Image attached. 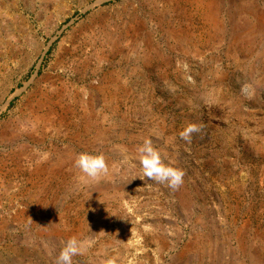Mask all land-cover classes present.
Wrapping results in <instances>:
<instances>
[{"label": "rangeland", "instance_id": "1", "mask_svg": "<svg viewBox=\"0 0 264 264\" xmlns=\"http://www.w3.org/2000/svg\"><path fill=\"white\" fill-rule=\"evenodd\" d=\"M147 139L178 188L138 178ZM73 236V264H264V0H0V264Z\"/></svg>", "mask_w": 264, "mask_h": 264}, {"label": "clouds", "instance_id": "2", "mask_svg": "<svg viewBox=\"0 0 264 264\" xmlns=\"http://www.w3.org/2000/svg\"><path fill=\"white\" fill-rule=\"evenodd\" d=\"M195 124H189L181 133L182 139L190 140L191 134L198 131ZM139 153V166L142 169L141 180L154 181L165 184L170 188H178L183 183L184 173L182 170L166 164L161 153L153 146L152 140L147 139L137 149ZM74 166L79 169L84 177L96 180L107 171V164L102 155L79 153L74 160ZM137 178V177H136ZM56 257L55 264H73V257L82 255L95 243L93 236L78 239L73 236L66 242Z\"/></svg>", "mask_w": 264, "mask_h": 264}, {"label": "bare ground", "instance_id": "3", "mask_svg": "<svg viewBox=\"0 0 264 264\" xmlns=\"http://www.w3.org/2000/svg\"><path fill=\"white\" fill-rule=\"evenodd\" d=\"M181 3L185 6L190 3V0H180ZM175 2V1H174ZM177 3V2H176ZM89 89L92 90L93 87L89 86ZM39 95V99L35 101V109L37 110L36 113H34V116L36 117L37 121L45 122L47 121L53 114H55L57 105L55 106V101L52 102V97H49L42 92L37 93ZM54 100V99H53ZM34 109V110H35ZM59 109V108H58ZM44 111L45 113L43 115H39L40 111ZM15 163V162H14ZM37 165V164H36ZM37 169H41V165L37 166Z\"/></svg>", "mask_w": 264, "mask_h": 264}]
</instances>
